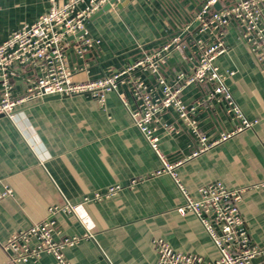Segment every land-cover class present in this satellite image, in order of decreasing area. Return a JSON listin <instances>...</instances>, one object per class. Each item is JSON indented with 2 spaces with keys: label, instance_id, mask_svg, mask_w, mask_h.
<instances>
[{
  "label": "crops",
  "instance_id": "0c3cea01",
  "mask_svg": "<svg viewBox=\"0 0 264 264\" xmlns=\"http://www.w3.org/2000/svg\"><path fill=\"white\" fill-rule=\"evenodd\" d=\"M67 0H59L63 4ZM207 0H117L111 8L93 15L84 38L98 41L82 56L81 38H68L66 57L76 83L111 75L180 38L161 72L174 80L180 72L194 71L198 59L196 42H212L202 34L195 14ZM227 0H220V9ZM49 8V0H0V43L25 24L35 23ZM226 53L216 64L227 78L233 97L245 116L257 121L246 130L204 154L192 157L196 143L189 127L171 109L157 117L160 148L175 165L180 182L193 198L213 182L241 189L264 182V62L232 23L225 31ZM12 80V95L26 93L35 79L32 71ZM158 94L156 77L138 72ZM124 91L131 109L136 102ZM1 93V82H0ZM33 99L18 107L13 119L0 118V264H14L6 245L15 234L47 220L49 210L67 200L80 205L92 224V239L73 214L57 215L56 239L82 240L64 250L71 264H157L154 241L163 239L183 254L215 261L219 252L197 217L181 215L185 199L169 174L155 175L161 162L134 125L116 93L106 94L100 106L91 95ZM204 88L188 87L182 94L188 105H198L200 127L215 139L233 129L218 105H211ZM173 126L170 131L165 126ZM121 189L112 197L86 202L97 192ZM11 196L3 197L5 188ZM240 212L251 245L264 249V194L249 191ZM32 245L36 244L33 240ZM23 264H59L48 254ZM252 264H264L261 257Z\"/></svg>",
  "mask_w": 264,
  "mask_h": 264
},
{
  "label": "built area",
  "instance_id": "2783aa9c",
  "mask_svg": "<svg viewBox=\"0 0 264 264\" xmlns=\"http://www.w3.org/2000/svg\"><path fill=\"white\" fill-rule=\"evenodd\" d=\"M111 0H49L48 10L33 24H25L0 43V115L13 119L14 111L33 99L60 96L91 95L100 106L105 105L107 93H116L129 111L134 125L139 129L152 151L161 162V169L155 175L169 174L184 196L185 204L178 208L181 215L194 214L210 236L219 252L212 262L197 255L175 251L163 239L154 241L158 255L157 264H252L255 258L264 260V249L253 247L245 221L240 212L244 194L259 191L264 194V182L241 189H229L222 182H213L199 190V197L193 198L185 189L175 172V165L169 163L160 148V138L156 126L157 117L173 109L179 119L192 132L196 148L192 157L209 152L219 144L234 136L254 129L257 121L249 120L227 86V78L234 72H223L216 64L226 53L224 34L235 23L242 38L250 45L260 62H264V0H227L229 3L220 10L215 5L220 0H207L195 14L194 21L202 34H213V40L206 43L198 40V59L193 72L178 73L174 80H168L161 70L167 64L171 53L180 48V38L167 44L159 51L146 55L138 62L124 67L114 74L88 82L73 80L66 49L68 38H81L77 54L82 56L88 49L99 44L84 38L87 21ZM83 33L81 36L79 34ZM34 73L33 83L24 95L13 96V79L23 75L22 71ZM138 72H149L156 77L158 94L137 77ZM130 85V94L136 102L131 109L125 86ZM190 86H198L206 91L205 102L218 105L229 117L233 129L220 133L215 139L200 127L197 119L198 105H188L182 99L183 92ZM173 131V126H165ZM120 186L95 193L86 202L100 201L114 196ZM5 188L2 196H11ZM80 205L65 200L61 206L49 210V218L26 231L13 235L7 242L6 251L14 264H23L39 259L43 254L52 255L59 264H71L64 250L76 246L82 239L66 237L56 239L57 215L61 212L75 215L85 227V239H92V224ZM35 240L36 244L32 245Z\"/></svg>",
  "mask_w": 264,
  "mask_h": 264
},
{
  "label": "water",
  "instance_id": "95a60500",
  "mask_svg": "<svg viewBox=\"0 0 264 264\" xmlns=\"http://www.w3.org/2000/svg\"><path fill=\"white\" fill-rule=\"evenodd\" d=\"M117 2V0H111L110 3H108L100 12L99 14H102L103 12H106L108 11L111 6L113 4H115ZM215 9L216 10H220V5L219 4H216L215 5ZM83 33L79 34L78 36H81ZM55 98H60V96H51V97H48L47 99H55ZM4 117L3 115H0V118Z\"/></svg>",
  "mask_w": 264,
  "mask_h": 264
}]
</instances>
